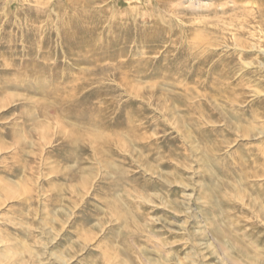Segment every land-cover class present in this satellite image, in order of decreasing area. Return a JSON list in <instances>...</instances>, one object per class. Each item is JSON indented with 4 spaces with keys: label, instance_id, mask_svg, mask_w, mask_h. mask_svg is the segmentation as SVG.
Instances as JSON below:
<instances>
[{
    "label": "rangeland",
    "instance_id": "374dc122",
    "mask_svg": "<svg viewBox=\"0 0 264 264\" xmlns=\"http://www.w3.org/2000/svg\"><path fill=\"white\" fill-rule=\"evenodd\" d=\"M256 12L0 0V264H264Z\"/></svg>",
    "mask_w": 264,
    "mask_h": 264
},
{
    "label": "bare ground",
    "instance_id": "6f19581e",
    "mask_svg": "<svg viewBox=\"0 0 264 264\" xmlns=\"http://www.w3.org/2000/svg\"><path fill=\"white\" fill-rule=\"evenodd\" d=\"M233 3V2H232ZM223 6H225V5H223ZM222 6V7H223ZM238 6H234V7H231V8H222V9H219V11H222V12H224V11H226V10H228V9H233V8H237ZM216 8V7H215ZM251 8V7H250ZM215 10V9H214ZM253 10H255L254 8H253ZM257 13L258 12H256V17H253V19L252 20H247V21H244L243 22V24L241 25L242 27H246V25L249 27V28H251V30L252 29H254V30H256V32L257 31H259V33H260V35H261V37L260 38H262L263 40H264V20L262 19V18H260V17H258L257 16ZM223 20V19H222ZM234 21V20H233ZM200 22V21H199ZM240 23H242V21L240 22ZM211 25V24H210ZM240 25V24H239ZM213 26H214V24H213ZM217 27V26H216ZM220 29H221V31H224L225 33L226 32H228V31H231L232 29L231 28H229L228 26H222V27H220V26H218ZM243 28V29H244ZM241 29V28H240ZM245 30V29H244ZM201 31V30H200ZM251 32V31H250ZM255 32V33H256ZM254 33V34H255ZM201 34V33H200ZM258 34V33H257ZM201 35H203V34H201ZM199 36V35H198ZM255 36V35H254ZM94 136V135H93Z\"/></svg>",
    "mask_w": 264,
    "mask_h": 264
}]
</instances>
